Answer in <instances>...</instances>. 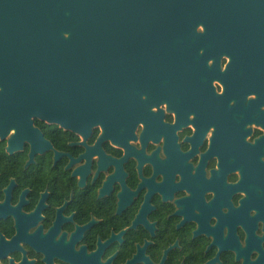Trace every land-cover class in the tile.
<instances>
[{"label": "flooded vegetation", "instance_id": "obj_1", "mask_svg": "<svg viewBox=\"0 0 264 264\" xmlns=\"http://www.w3.org/2000/svg\"><path fill=\"white\" fill-rule=\"evenodd\" d=\"M214 1L134 36L116 114L0 130V264H264V0Z\"/></svg>", "mask_w": 264, "mask_h": 264}, {"label": "water", "instance_id": "obj_2", "mask_svg": "<svg viewBox=\"0 0 264 264\" xmlns=\"http://www.w3.org/2000/svg\"><path fill=\"white\" fill-rule=\"evenodd\" d=\"M174 2L181 10L182 0H0V130L59 108L116 114L138 73L134 36L167 25ZM71 27L77 38L62 39Z\"/></svg>", "mask_w": 264, "mask_h": 264}]
</instances>
